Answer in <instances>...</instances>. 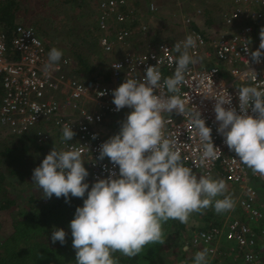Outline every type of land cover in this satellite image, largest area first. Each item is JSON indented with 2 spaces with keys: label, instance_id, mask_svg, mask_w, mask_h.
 <instances>
[{
  "label": "built area",
  "instance_id": "built-area-1",
  "mask_svg": "<svg viewBox=\"0 0 264 264\" xmlns=\"http://www.w3.org/2000/svg\"><path fill=\"white\" fill-rule=\"evenodd\" d=\"M90 3L96 7V42L101 54L108 57L122 50L120 57L109 60L107 77L104 73L83 74L67 56L45 71L49 49L36 30L18 22L7 39L0 26V131L18 137L33 130V142L39 147L36 152L42 160L54 147L57 151L79 149L89 173L84 182L90 187L99 179L109 178L112 171L118 178V166L108 158L98 159L102 143L118 134L121 122L131 112L127 107L115 110L112 92L126 79L142 81L149 66L157 67L163 84V78L171 77L175 71L179 53L174 45L193 36L197 46L188 51L196 62L184 73L179 95L185 101L186 113L199 111L206 126L212 129L216 159L200 166L203 144L188 114L162 113L164 136L175 142L185 167L199 176L223 179L234 186L235 192L233 214L230 210L218 223L205 227H186V248L195 252L208 248L207 264H264V202L255 185V180L262 177L254 175L229 151L217 132L219 125L213 111L217 95L229 94L231 106L239 113L238 88L264 89V55L259 63L253 62L250 55L259 49L264 0H231L230 7L219 13L223 28L213 29L209 35L191 27L194 18L186 14L181 18L183 35L173 41L144 42V48L139 50L128 46L134 26L147 30L139 20L141 9L127 0ZM155 10L154 2L148 0L145 11ZM194 14H201V9ZM212 60L220 66L208 65ZM116 63L122 66L120 70L111 67ZM99 92L106 94L99 96ZM156 94L172 95L165 88L157 89ZM64 124L75 133L72 141L62 140ZM247 256L253 259L247 260Z\"/></svg>",
  "mask_w": 264,
  "mask_h": 264
},
{
  "label": "clouds",
  "instance_id": "clouds-1",
  "mask_svg": "<svg viewBox=\"0 0 264 264\" xmlns=\"http://www.w3.org/2000/svg\"><path fill=\"white\" fill-rule=\"evenodd\" d=\"M259 38V49L250 52L256 63L264 55L261 51L264 50V28ZM32 43H36L35 39ZM196 46L197 41L191 35L174 45L179 53L175 71L171 77L163 78V84L157 67L149 66L142 81L126 79L112 92L115 110L119 112L127 107L131 112L121 122L118 134L102 143L98 159L108 158L118 166V178L112 171L109 178L99 179L89 191V184L84 182L89 173L79 149L57 151L54 147L33 170L32 184L42 190L46 199L64 197L67 203L70 197L83 199L87 193L83 206L76 208L69 225L76 264H117L114 253L132 258L150 244L163 243L162 225L169 220L187 224L193 213L203 214L210 207L217 214L234 208V201L225 195L224 180L195 175L183 165L175 142L163 132L162 113L188 114L179 93L184 73L196 62L188 50ZM245 51H249L247 45ZM62 56L61 50L52 48L45 71L58 64ZM111 67L120 70L122 66L116 63ZM159 88H165L172 95H157ZM237 93L239 113L231 106L229 94L214 98L217 132L241 164L264 178V89L245 86L238 88ZM105 94L99 92V96ZM33 108L39 113L36 105ZM188 115L203 144L199 164L205 166L216 159L212 129L206 126L199 111ZM74 136L72 127L64 124L62 140L72 141ZM218 196L224 198L217 199ZM65 238L63 229L53 230L52 243L59 241L64 245ZM209 251L208 248L198 251L194 264H207Z\"/></svg>",
  "mask_w": 264,
  "mask_h": 264
},
{
  "label": "rangeland",
  "instance_id": "rangeland-1",
  "mask_svg": "<svg viewBox=\"0 0 264 264\" xmlns=\"http://www.w3.org/2000/svg\"><path fill=\"white\" fill-rule=\"evenodd\" d=\"M91 1L92 0H77L75 3H64L63 0H28L27 5L29 9L24 11V14L20 16L18 22L32 26L41 37L44 44L48 46L49 52L52 48L61 50L63 53L62 57H69L77 69H79L78 60L74 55L71 56V52L76 55H82L85 59H89V62H91L97 70L106 72L109 60L120 57L122 50H118L108 57H104L101 54V50L96 42V7L91 5ZM147 1L127 0V2L133 6H139L138 8L141 9L142 13L139 20L144 22L147 26L145 32L140 31L134 26V29L132 30L133 35L130 37L131 40L129 41L128 49H132L134 45L139 46L144 42L151 43V41H153L154 43H157L164 40V38L168 41L177 39L184 34L185 28L182 25L181 18L186 14L192 15L199 30L205 35H209L213 29L223 28L219 13L222 10L229 8L231 4V0H152L156 6V10L153 12H146L145 8ZM136 2H138V4ZM196 9H201V14H194ZM206 10L207 12L205 13L204 11ZM36 25H40L38 26L39 30L36 29ZM210 62L211 61L207 63L209 64ZM1 142H4L6 145H11V147L14 148V159L18 160V156H21L25 163V166L18 164L19 162L7 164L9 169L17 167L21 173L25 172L26 177L21 181L16 180V176L10 175L8 172L9 175L5 180V183L10 190L9 193L11 196H13L17 202H21L22 204H26V200L30 195L39 198L40 203L48 201L49 199L44 198L42 190L32 184V176L30 177L28 173L31 172V174H33V170L40 166L43 161L39 158L37 152L34 151V145L23 150L21 148L22 141H20V139L17 138L11 143L8 136L0 131V145ZM29 143L31 144V142ZM2 164L4 165L5 162ZM5 166L6 165H4V167ZM4 169H7V167ZM26 173H28V175H26ZM197 176L199 177V175ZM25 182H29V185ZM258 183L255 181V184ZM30 184L35 187L34 190H32ZM225 184L227 186L225 195L232 199L235 192L234 186L228 182H225ZM259 194L264 202V191L260 190ZM223 198L224 196L217 197V199ZM228 212L229 211L217 214L214 208L210 207L206 209L203 214L193 213L190 216L187 225L205 227L210 223H218ZM13 213L14 212H6L5 217L2 219L3 225L0 231L1 239H4L6 235L10 234L9 231L10 227L12 228L11 218H13ZM231 213L233 214L234 210H232ZM65 221H67V219ZM68 225L70 224L56 223L53 224V229H63L66 232L65 240H67V238L69 239V234L67 232ZM173 230L174 228H169V230L164 233L163 243L156 254L157 261L160 264H194V256L197 252L186 248L185 241L183 249L186 250V252L181 259V254L178 251L179 242L173 235ZM46 233L48 235L45 241L48 244L47 248L52 250L61 249L62 246L60 242L57 241L56 243H52V235L49 236V231H46ZM222 264L227 263L223 262Z\"/></svg>",
  "mask_w": 264,
  "mask_h": 264
},
{
  "label": "trees",
  "instance_id": "trees-1",
  "mask_svg": "<svg viewBox=\"0 0 264 264\" xmlns=\"http://www.w3.org/2000/svg\"><path fill=\"white\" fill-rule=\"evenodd\" d=\"M27 1L28 0H0V26L5 32L7 39L10 38L20 16L24 14L25 10L29 9ZM76 1L77 0H63L64 3H75ZM136 3L138 4V2ZM204 12L206 13L207 10ZM36 26V29L39 30L38 26L40 25ZM191 27L199 30L194 20L191 23ZM161 41L168 40L164 38V40ZM151 43L154 42L151 41ZM45 46L48 48L46 44ZM133 48L135 50H139L143 49L144 46L143 44L139 46L134 45ZM72 55L77 58L78 68L83 74L92 76L95 73H104V76L107 77V71L101 72V70H97V68L89 62V59H85L82 55H76L71 52V56ZM218 63V61L212 60L209 64L216 65ZM1 93L2 90L0 86V94ZM32 136L33 130L22 136H8V138L11 143L17 138L20 139V141H22L21 148L23 150H26L31 145H34L33 148L34 151H36L39 147L37 148V146L33 143ZM29 142H31V144ZM0 146V231L3 225L2 219L5 217L6 212H14L12 215L13 218H11L12 228L10 227V234L6 235L4 239H1L2 237L0 236V264H76V254L72 247V236L69 225L67 229L69 239L67 238L65 244L61 245L62 248L59 250L47 248L48 244L45 241L48 235L46 231H49V236H51L54 230L53 224H70L71 220L74 218L76 208L83 206V199L87 198V193L83 199L70 197V201L67 203L64 197L56 198L55 196L45 203H40L39 198L32 195L27 198L26 204L17 202L9 193L10 190L5 183V180L10 174L15 175L16 180L21 181L26 178L25 172L21 173L17 167L9 169L7 164L19 162L18 164L25 166V163L23 162V157L21 156H18V160L14 159V148L11 147V145H6L4 142H1ZM4 162V165H6L5 167L2 164ZM6 167L7 169H4ZM28 173L31 177V172ZM28 173H26V175H28ZM255 181L256 183L259 182L258 184H255L256 188L259 191H264V179L259 178ZM25 183L28 184L29 182ZM34 189L35 187L32 186V190ZM90 190L91 187L89 186V191ZM66 219L67 221H65ZM187 226L189 225L182 224L177 220H169L167 223L162 225L163 235L169 230V228H174L173 235L179 242L178 251L181 254V259L184 257L186 252V250L183 249V245L187 240V235L185 236L184 234L186 233L185 229ZM190 226L196 227L192 225ZM161 244L162 243L150 244L146 246L140 254L132 258L125 257L121 253L117 252L113 254V259L117 262V264H160L156 259V254L159 251Z\"/></svg>",
  "mask_w": 264,
  "mask_h": 264
},
{
  "label": "crops",
  "instance_id": "crops-1",
  "mask_svg": "<svg viewBox=\"0 0 264 264\" xmlns=\"http://www.w3.org/2000/svg\"><path fill=\"white\" fill-rule=\"evenodd\" d=\"M218 65H220V63H219ZM126 113H128V112H126ZM118 125H119V124H118ZM119 128H120V126H119Z\"/></svg>",
  "mask_w": 264,
  "mask_h": 264
}]
</instances>
